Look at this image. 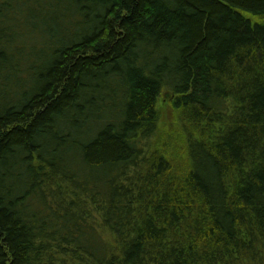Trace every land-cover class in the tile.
Listing matches in <instances>:
<instances>
[{
  "label": "trees",
  "instance_id": "trees-1",
  "mask_svg": "<svg viewBox=\"0 0 264 264\" xmlns=\"http://www.w3.org/2000/svg\"><path fill=\"white\" fill-rule=\"evenodd\" d=\"M0 264H264V0H0Z\"/></svg>",
  "mask_w": 264,
  "mask_h": 264
}]
</instances>
